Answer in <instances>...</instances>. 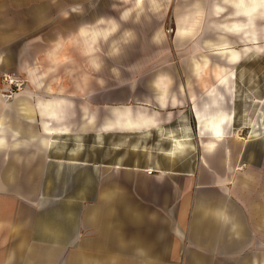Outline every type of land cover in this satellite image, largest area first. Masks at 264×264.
I'll use <instances>...</instances> for the list:
<instances>
[{"label":"crops","instance_id":"obj_1","mask_svg":"<svg viewBox=\"0 0 264 264\" xmlns=\"http://www.w3.org/2000/svg\"><path fill=\"white\" fill-rule=\"evenodd\" d=\"M71 7L69 19L65 12L53 27L70 30L67 36L82 26L133 32L105 39L106 60L118 66L102 75L78 70L72 53L69 85L49 87L65 77V65L30 67L33 89L12 101L0 95V264H58L64 249L71 250L61 264H264V131L243 132L251 125L236 80L255 48L229 65L216 47L231 46L222 52L237 60L236 48L249 44L241 34L256 27L243 29L240 15L264 13V2L89 0ZM169 10L174 53L160 25ZM32 14V0H0V30H32ZM235 23L242 28L226 26ZM32 37L15 33L0 46V74L20 71L33 46L45 47L37 54L43 59L66 38L42 46ZM207 48L223 65L213 68ZM230 68L227 86L221 79ZM66 167L87 168L86 205L84 192H48L65 189L52 175L64 177Z\"/></svg>","mask_w":264,"mask_h":264},{"label":"rangeland","instance_id":"obj_2","mask_svg":"<svg viewBox=\"0 0 264 264\" xmlns=\"http://www.w3.org/2000/svg\"><path fill=\"white\" fill-rule=\"evenodd\" d=\"M87 1L89 0H32L33 29L32 30L16 29L17 31L15 30L10 31V30H3V29L0 30V46L1 47L4 46V44L7 41H9V39L15 33H17L20 37L21 36L23 37L26 33L31 34L33 36L32 38L34 41V45L36 44L41 45L42 43L51 45L52 43L51 40L57 37L58 35L66 37L68 34L72 33L70 30H67V29L65 30L56 29L55 30L53 28L59 25V22L65 17V14H66L65 12H68L69 10H71L72 5L82 4L83 2H87ZM42 6H44L43 9H42ZM4 9H6V7L2 6L1 10H4ZM21 9L23 10L24 6H20V4H18L17 5L18 27L19 26L24 27L23 22H24L25 15L24 13H21L20 11ZM5 15L8 16V14H4V13L1 14V16H5ZM66 16H67L66 20L69 19L68 18L70 17L69 12L67 13ZM228 16L231 17L232 15H227L225 18L226 21L231 19ZM214 17L217 18L218 16H214ZM215 18L210 17L209 21L212 22L211 24H214L213 20ZM161 19H162L161 24H160L162 27L161 30L163 34L165 35L164 37L166 41L170 44V47H171L172 46L171 40L173 37V28L175 26L174 25V14L172 13L171 10H169L166 14L163 15ZM240 20L243 23L244 22L247 23L248 21L244 15H240ZM252 22H253V26L255 25L256 27H253L250 31H243V33L240 36L242 40L247 41L249 44L243 46L242 48L239 47L240 49H238V47L236 48L237 51L239 52L236 55L237 60H233V56H230V55L226 56L222 52L229 47L223 49L220 46L218 47L216 45V47L218 48V53H222L225 56L229 65L238 63L242 59V56L245 53H247V51L255 48L249 52V56L245 58L246 60L242 61L241 65L237 67L238 70H241V74H240L241 76L237 78L236 80H237V84H239L242 87L241 97H242V101H244L245 106H246V111H245L246 115L244 116L245 118L244 122L247 124L250 123L251 125L250 127L247 126L248 128L243 130L244 133H247L248 130H252L254 128L256 129L257 132L264 131L260 129L262 125H264V13L258 12L254 14L252 18ZM116 29L117 28L113 29L112 32L106 38L109 39L112 35L113 37L114 36L117 37L119 35L123 39H127L128 37H130L129 35H131V32H133V29L131 30L124 29L122 31H117ZM196 32L197 30L194 33ZM101 39H102L101 40L102 43H101L100 48L98 47L97 56H96L97 61L99 62V65H100L99 69L97 67L96 68L91 67V69L89 70L96 72L97 74L101 73L102 75L104 74V70L106 69V67L108 66L110 67L112 66V64L115 66H118V65H117V62L113 60L112 62L106 60L109 58L108 56L109 54L105 52L106 44L104 41L106 40L104 39V37H101ZM43 44L42 46H44ZM112 44H114V42ZM43 48L45 47H41L38 45L33 46V49H31V52L26 53L27 60H24V62L22 63L23 68L20 71H15V70L5 71L0 74V93H1L0 95L2 96L3 100L12 101L13 98L16 95H18V93L26 89L34 88L35 84H33L29 80L27 73L30 67H33V69L36 72H38L43 68V66H47L48 64L47 58L45 57L42 59L38 57L37 55L39 54V52L41 53L40 50H43ZM119 48L116 47V50H114L113 52L118 51ZM171 49H172V53H174L173 47H171ZM229 49L231 50L233 48L230 46ZM212 51L213 50L211 48L209 49L207 48L203 50V53L209 56V58L211 59V63H212L210 64L213 66V68H215L216 66L214 65L218 63L223 65L221 61L216 60V57L214 55L212 56L211 54ZM72 53L75 54L77 64H79L77 67L78 70H81L84 68L86 69L87 67H86L85 61L87 59V56H84L80 53L78 54L77 51H73ZM232 61H235V62L230 63ZM175 63L179 65V57L177 56H176ZM64 69L65 68L63 67V65L62 67L59 68V70H64ZM11 72H14L15 74L13 82H9L8 78L5 76V73H11ZM93 72H91V74H93ZM232 75H233V72H232V69L230 68L229 74H226V76L221 79L225 85L232 86L233 84ZM64 173H65L64 177L60 175L57 178L56 175H52L53 177L52 181L53 182L63 181L65 189L58 190V188H53L50 191H48L50 195L57 197L62 193L63 197L68 198V197H73V195H76L78 192H81V193L84 192L85 200L83 201V203L86 205V203H88V193H89L87 188L84 189V187L87 186L88 177H89L87 168L72 169L71 167H66L64 168ZM70 178H71V181H73L76 188H73L72 184H69ZM82 204H81V213H82ZM78 209H75V210L77 211ZM69 250L71 249H64V251L66 252ZM66 252L63 253L62 258L60 259L58 264L62 263L64 257L67 255ZM30 260L32 262V259Z\"/></svg>","mask_w":264,"mask_h":264},{"label":"bare ground","instance_id":"obj_3","mask_svg":"<svg viewBox=\"0 0 264 264\" xmlns=\"http://www.w3.org/2000/svg\"><path fill=\"white\" fill-rule=\"evenodd\" d=\"M143 0H137V2H141ZM264 2V0H262ZM247 10V9H246ZM248 20H251V23H246V27H243V29H248L249 26H253L252 18L253 13L247 12L244 14ZM227 27H234L235 30L238 28H242L241 25L235 23L234 26L226 25ZM112 28H102L99 26H82L79 30L76 31L75 34L69 35L66 38L58 39L54 46H52L48 52H47V58L48 63L47 66H45L43 69L44 72L54 70L59 68L62 65H65V77L61 78H55L54 82H50L49 87H55L56 82L58 81L59 85L67 86L69 85L68 82V75L72 73L73 67L69 64H73L74 57H72V49L77 50L80 54L87 56V59L85 61V64L87 67H99V63L96 58V51L98 50V47L100 48V41L102 40L101 37H104V39L112 32ZM178 31V30H177ZM182 32V31H181ZM108 39V38H106ZM114 49H116V45L113 44L112 46ZM35 71V70H33ZM6 74V73H5ZM83 75V72H82ZM262 113V112H261Z\"/></svg>","mask_w":264,"mask_h":264},{"label":"built area","instance_id":"obj_4","mask_svg":"<svg viewBox=\"0 0 264 264\" xmlns=\"http://www.w3.org/2000/svg\"><path fill=\"white\" fill-rule=\"evenodd\" d=\"M5 76L8 78L9 82H13L14 81V72H11V73H6ZM152 169L151 168H148V171H151Z\"/></svg>","mask_w":264,"mask_h":264}]
</instances>
